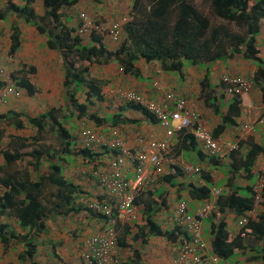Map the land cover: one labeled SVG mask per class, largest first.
Here are the masks:
<instances>
[{
	"label": "trees",
	"instance_id": "16d2710c",
	"mask_svg": "<svg viewBox=\"0 0 264 264\" xmlns=\"http://www.w3.org/2000/svg\"><path fill=\"white\" fill-rule=\"evenodd\" d=\"M23 1L24 4L18 6L12 0H6V10L0 11V21L13 15L44 38V47L56 54L60 64L65 99L33 117L20 116V113L0 115V121L11 124L15 130H24L26 126L34 128L32 136L12 137L6 148L1 149L0 244L5 251L12 245L21 248L16 257L17 264H38L34 257L40 238L48 232L49 221L82 219V222L99 224L108 221L106 216L90 207L92 199L97 198L100 203L107 200L103 195L95 196L98 187L91 171L103 164L102 160L121 153V148L115 147L111 151L106 145L95 149L81 148V130L91 128L106 135L111 128H116L117 135L113 138L126 147L121 125H139L142 119L127 118L124 112L140 113L143 119L151 120L160 127L151 113L122 101L116 93L112 97L117 100H107L108 94L103 90L112 78L108 74L102 78L100 72H108L112 70L109 66L116 64L122 74L134 78L138 76L139 63H157L164 73H175L182 79L187 66L211 65L240 56L256 65L252 79L260 87L264 101V61L260 58L257 45L260 22L264 19V0H131V19L123 23L120 39L115 44H110L104 36L96 33L88 37L77 33L81 12L101 23L88 11L79 9L75 12L74 8L85 0H41L42 14L34 11V0ZM90 1L104 4L107 0ZM19 45V28L14 25L9 54L17 52ZM23 70L21 68L12 74L15 85L33 95L36 90L26 74L23 75ZM28 70L33 73L35 67L29 66ZM208 79L206 71L201 87L207 86ZM6 84L7 81L0 82V91ZM223 92L219 97L207 93L201 96L204 104L220 118L219 123L210 129L214 139L228 128L237 126L236 119L240 116V96L227 99L225 88ZM107 101L113 106L111 108L108 104V113L100 115V103L107 104ZM64 110L68 112L63 113ZM79 121L92 127L85 125L80 128ZM161 130L163 137L155 140L165 138V132ZM47 133L57 137L56 150L44 142ZM135 133L144 137V133ZM174 134L179 139L176 151L178 148L185 153L197 150L199 159H208L209 169L188 164L185 167H199L201 176L187 172L185 167L170 161L175 157L170 144V151L163 154L167 161L165 172L155 183L146 186L135 200L142 207V219L129 224L116 222L120 264H144L143 247L151 238H164L171 245L181 241L179 236L186 238L185 233L179 234L178 227L163 230L164 219H160V214L166 213L163 210L165 207L172 212L177 203L188 199L203 203L209 198L211 188L215 187L212 168L221 170L224 166L227 168L221 171L227 176L229 185L234 183L239 173L251 184L243 188L232 185L229 191H223L216 202L217 210L205 219L202 232L211 238L208 245L221 261L264 264V188L260 194L257 219L249 221L241 229L256 244L248 246L246 239L229 230L225 218L230 212L236 223L240 216L254 208L253 169L258 159L264 157V140L256 141L252 136L241 140L238 137L233 141L237 144L236 150L211 156L202 147L199 150L198 142L186 130ZM70 169L77 172L65 176ZM94 188L97 189L94 191ZM195 211L191 210L188 201L189 214ZM81 221L78 223L81 224Z\"/></svg>",
	"mask_w": 264,
	"mask_h": 264
},
{
	"label": "crops",
	"instance_id": "0c3cea01",
	"mask_svg": "<svg viewBox=\"0 0 264 264\" xmlns=\"http://www.w3.org/2000/svg\"><path fill=\"white\" fill-rule=\"evenodd\" d=\"M12 1L18 6L24 4L23 0ZM89 1L85 0V3L88 4L87 7L90 8V13H92L94 17H97L96 19L101 22L108 23L117 18L129 15L131 0H107L104 4H94ZM32 7L37 14H42L41 0H34ZM4 10H6V0H0V11ZM14 25L19 28L20 45L18 51L13 55H10V36ZM44 41V38L39 36L33 27L22 22L13 15L9 16L7 21L6 19L0 21V82L7 81L6 85L9 83L15 84L12 74L17 73L21 68H24L23 75L26 74L27 80L36 90L33 95H28L24 89L18 87L21 90V97L7 98L5 102L1 103L0 115L9 116L11 113H20V116L33 117L64 102L65 92L62 88L60 64L55 61L53 62L51 60L52 58H50L51 63L49 62L48 65H46V74H42L43 71L42 73L40 72L42 69V66L40 65V56L44 59L46 55H51L47 54V49L44 47ZM40 42L42 48H40ZM257 45L260 51V58L264 61V19L260 22V33L257 36ZM8 59H10V63L8 62ZM5 62H8L6 63V66ZM29 66H34L35 72L32 73L29 71ZM109 67H111L112 70H108V72L103 70L100 72L102 78H104L106 74L112 78V81H110L107 87L103 90L106 95L108 94L109 101L112 102L117 100V98L112 97L114 95L113 91L116 92L117 88L135 90L142 96L152 100L160 99L162 94L166 91H175L176 89H179L177 92L178 95L186 97L189 102L199 109L201 121L210 129L214 128V126L219 123L220 118L208 107V105L206 106L204 104L203 100H201V96L207 93L212 94V97L215 95L219 97L225 88L221 84V78L223 76H241L250 79L256 71V65L253 62L244 60L240 56H234L232 59L217 61L211 65L204 64L200 66H187L183 72V78H179L181 83L179 82L176 84L175 81L177 79L170 76L169 73H164L157 63H139L138 76L134 78L132 77V79L128 78L129 80L127 79L128 76L121 73L116 64H111ZM206 71H208L209 75V79L206 82L207 86L204 85L201 87V82L204 79ZM139 79H141L140 82L138 81ZM145 79L150 80V86L147 82H144ZM51 82L53 87L50 85ZM154 83H157V87H154ZM201 90L203 91L202 94ZM224 95L227 99L231 98L226 93ZM240 99V116L236 119L237 126L225 130L219 139L236 141L238 137L240 138V135H244L246 137L252 136L256 141L264 140V101L260 87L255 85L251 92L241 96ZM111 111L114 112L113 110ZM123 114L127 118L142 119L139 125L125 124L121 125V127L119 126L122 129V136L125 140L126 147L132 149L137 148L138 144L135 133L137 131L142 134L144 133L143 138L157 139L163 137V131L161 128L151 120L143 119L140 113L128 111ZM21 119L24 120V117H21ZM246 126H248L247 130L244 129ZM135 129H137V131H135ZM33 134L34 128H31L30 126H26L24 130L19 131L13 129L11 124L7 125V123L0 121L1 149L6 148L12 137H30ZM178 141L179 139L177 138V135L174 134L171 138L170 144L173 145L174 149L172 152L175 157L173 159L170 158V161H175L176 164L181 167H185L188 164V166H191L192 164H194V166H209L208 159H199L196 154L197 150L195 149H192L187 153L179 151V148L176 151L175 146L178 144ZM197 144L199 145L200 150L201 146L199 143ZM191 153L193 158L189 156ZM194 157H196V159ZM192 159H195L196 161L193 160L194 162H191ZM107 160L108 159L102 160L104 161L103 164L96 168L92 167L93 169L91 168V172L98 171L101 168L105 169L108 164ZM263 160L264 157L258 159L261 163ZM2 164L3 158L2 155H0V166ZM212 170V174L215 175L213 186L222 188L224 192L229 191L233 186H240L243 188L251 184L246 180L245 176L239 173L235 176L234 183L232 184L233 186L229 185V181L226 180L227 176H224L223 171L214 168H212ZM70 171L72 172V169H70ZM69 175L72 176L71 174ZM69 175L65 173V176ZM129 177H131V175H129ZM184 180H186V177H184ZM216 183L221 184L217 186ZM95 189L97 188H94L93 190L95 191ZM96 191H98V189ZM184 196L187 197V194L185 193ZM188 201L192 211L197 210L202 204V201H193L191 199H188ZM227 213V215L225 214V218L229 230L232 231L235 224L234 215L230 212ZM167 215V212L160 214V219L161 217L164 219L162 220L164 224H166ZM59 221V219H56L55 222H48V232L39 240L40 246L37 255L34 257L35 260L38 264H85L80 258V250L78 246L82 237L87 235V232L85 231L83 233V230H80L78 233V226L77 223H75L77 220L74 221L71 219L61 222ZM52 222H59L58 224H55L59 225L57 232L53 231L54 229H52V227L54 224ZM87 224L89 225L90 232L95 233L99 230V223L87 222ZM103 225L104 224L101 226ZM162 227L163 230L170 229L169 225H162ZM203 238L207 243L211 240L207 234H203ZM146 247L149 248L148 250L153 251V253L155 252L156 255H158V258H161L156 264H175V261L173 260L174 257L170 252V245L164 238H151L148 244L143 247L142 257L144 264H148ZM19 251H21V248L17 245H12L11 248H8L5 251L0 244V264H17L16 257ZM158 253H160V255Z\"/></svg>",
	"mask_w": 264,
	"mask_h": 264
},
{
	"label": "built area",
	"instance_id": "2783aa9c",
	"mask_svg": "<svg viewBox=\"0 0 264 264\" xmlns=\"http://www.w3.org/2000/svg\"><path fill=\"white\" fill-rule=\"evenodd\" d=\"M130 19L127 15L110 23H96V20L91 19L88 14L81 12L78 15L77 33L87 37L96 33L104 36L110 44H115L120 39L123 23ZM221 83L225 85V91L229 97H241L251 92L255 86L252 78L230 75L223 76ZM154 87H157V83H154ZM113 93H116L122 101L138 105L151 113L159 121L160 127L165 132V138L153 140L137 134L138 146L132 152L127 147H123L120 140L113 138L117 135L116 128H111L106 135H101L99 131L91 128L81 130V148L95 149L105 145L110 148V151L115 147L121 148V153L113 155L111 159L108 158L105 169L101 168L92 172L98 187L95 196L103 195L107 200L100 203L97 198L92 199L90 207L106 216L108 221L103 226L99 224L97 232L82 237L79 242L80 258L85 264H120L116 222L119 220L121 223L129 224L142 219V207L135 203V200L146 186L155 183L159 175L165 172L167 161L163 154L168 153L170 140L175 132L186 130L211 156L227 154L237 149V144L233 141L214 139L210 128L201 121L199 109L184 96L166 91L160 99L152 100L131 89L118 88ZM21 95V90L14 83H9L0 92V104L7 98H20ZM244 129L247 130L248 126ZM240 139H245V136L240 135ZM185 170L201 176L199 167H185ZM253 174L255 178L252 191L254 208L240 216L232 230L246 240L249 238L245 232H241V229L249 221L257 219L259 214L260 194L264 188V164L257 161ZM222 192V188L212 187L209 198L203 201L194 213L189 214L188 201L177 203L172 208V212L169 208H164L169 219L166 225H169L170 229L178 227L179 234L185 233L187 236L186 238L179 236L181 241L173 245L169 243L175 264H236L226 260L221 261L212 253L210 246L203 238L204 221L217 210L216 202ZM182 239L185 241L182 242Z\"/></svg>",
	"mask_w": 264,
	"mask_h": 264
},
{
	"label": "rangeland",
	"instance_id": "374dc122",
	"mask_svg": "<svg viewBox=\"0 0 264 264\" xmlns=\"http://www.w3.org/2000/svg\"><path fill=\"white\" fill-rule=\"evenodd\" d=\"M87 3H85V2H82V3H80L77 7H75L74 9H75V12L77 11V10H81V11H88V12H91L90 11V8L89 7H87ZM6 21H7V19H6ZM40 44H41V42H40ZM40 48H42V44L40 45ZM46 52H47V54H51V55H46L45 57H44V59H43V57L42 56H40V65L42 66V69L40 70V72L42 73V71H43V73L42 74H46V71H47V66L46 65H48V63L50 62L51 63V60L54 62H56V63H58L59 64V62H57V59H56V54H54V53H50V52H48L47 50H46ZM40 53H42V52H40ZM47 56H49V57H47ZM50 58H52L51 60H50ZM264 59V58H263ZM8 62L10 63V59H8ZM8 62H5V66H6V63H8ZM170 74V76H172L173 78H176L177 80L175 81V83L177 84V83H181V80L179 79V75L178 74H175V73H169ZM132 79V77H127V79ZM128 79V80H129ZM139 82L141 81V79H139L138 80ZM144 82H147V84H149V86H150V80H144ZM52 87H53V85H52V82H51V84H50ZM178 90L179 89H176L175 91H176V93L178 92ZM48 96V95H47ZM107 100L109 99L108 97L106 98ZM57 101H60V100H57ZM101 104V106H100V108L98 109V112L100 113V115H104L105 113H108V109H107V105L109 104L110 106H111V108H112V103L111 102H109V101H107V104H104V103H100ZM67 113L68 112V110H64L63 111V113ZM87 123H89V122H87ZM84 124V125H83ZM78 125H79V127L81 128V127H83V126H85L86 125V127L88 126V127H92V126H90L89 124H85V123H83L82 121H79L78 122ZM56 138L57 137H55V135L54 134H50V133H47L46 134V140L44 141L46 144H48V145H50V147L52 148V149H54V150H56V148H57V141H56ZM1 148V147H0ZM187 155V154H186ZM188 156V155H187ZM189 156L190 157H192L193 158V156H192V153L191 154H189ZM195 159H196V157H194ZM195 159H192L191 160V162H194V161H196ZM194 160V161H193ZM262 164H264V161H262ZM21 165H23V163L21 164ZM226 166H224V167H222L221 168V170H224V169H226L225 168ZM75 172H77V171H74V170H72V172L70 171V170H67V174L69 175V174H71V175H74V173ZM252 182V181H251ZM217 184V186L218 185H220L221 183H216ZM164 211H165V209H163ZM162 218V217H161ZM78 220V219H77ZM82 219H79L77 222H75V223H77V226H78V229H80V230H83V233L86 231L87 232V236L88 235H90V234H92L93 232H90V230H89V225L87 224V222L88 221H85V222H82L81 221ZM61 221H63V220H60L59 222H61ZM81 221V224H79L78 222H80ZM55 222V221H54ZM54 222H52L53 224H54V226L52 227V229H54L53 231L54 232H57L58 231V227H59V225H55V224H58L59 222H56V223H54ZM166 222H169V219H166ZM235 223V222H234ZM87 226H86V225ZM162 225H166V224H164V223H162ZM152 239H154V238H152ZM246 244L248 245V246H253L254 244H256V243H254L253 244V240L251 239V238H249V239H247L246 240ZM258 245V244H257ZM146 249H147V255H148V264H156L157 263V261L158 260H160L161 258H158V255H156V253L154 252L153 253V251H151V250H148L149 248H147L146 247ZM250 253V252H249ZM159 255H160V253H158ZM250 255V254H249ZM246 258H249L248 256H246Z\"/></svg>",
	"mask_w": 264,
	"mask_h": 264
}]
</instances>
